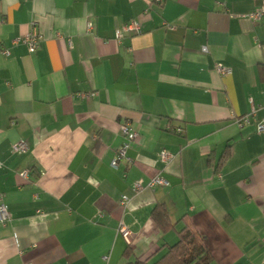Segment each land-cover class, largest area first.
<instances>
[{
    "label": "crops",
    "instance_id": "crops-1",
    "mask_svg": "<svg viewBox=\"0 0 264 264\" xmlns=\"http://www.w3.org/2000/svg\"><path fill=\"white\" fill-rule=\"evenodd\" d=\"M263 1L0 0V264H157L187 225L210 264H264Z\"/></svg>",
    "mask_w": 264,
    "mask_h": 264
},
{
    "label": "built area",
    "instance_id": "built-area-1",
    "mask_svg": "<svg viewBox=\"0 0 264 264\" xmlns=\"http://www.w3.org/2000/svg\"><path fill=\"white\" fill-rule=\"evenodd\" d=\"M250 19L255 22H263L264 21V1L262 2L261 6L256 9L253 13L250 14ZM92 29V24H89V30ZM142 32L140 24L136 22H131L121 29L117 31L116 37L117 39H122V37L125 34H140ZM42 40L41 35L38 34L36 29L32 32H30L24 39H22V42L28 47V50L31 54H34L37 52L40 42ZM206 50V49H205ZM5 55H9V51L4 52ZM217 70L220 74L222 75H230L231 70L228 68L223 67L222 65L217 66ZM236 124L239 127H243L245 125H248L251 123V116L250 115H245L238 117L235 120ZM257 130L259 133H264V119L260 121L257 124ZM121 132L124 137V142L120 150L118 151V154L116 158L111 163L112 168L116 169L118 168V164L121 160H128L127 158V151L130 148L131 144L136 140L137 134L134 133L130 127L126 124L121 126ZM28 150V144L26 142H20L12 146V151L14 153H25ZM162 160L165 163H170L173 160V156L168 153V152H163L161 155ZM24 178L28 177V172H23L21 174ZM169 183L168 181L163 178L162 176L158 175L155 176L153 179H151L149 183V188L154 189L156 187H165L168 186ZM143 189V186L141 183H137L135 185V192L139 193ZM128 199L126 197L123 198V204L126 205ZM12 219V214L11 211L9 210L8 205L6 204L3 195H0V223L5 225L8 224ZM118 232L126 241L129 243V237H130V230L128 227H126L123 223L120 224ZM107 260V258H105Z\"/></svg>",
    "mask_w": 264,
    "mask_h": 264
},
{
    "label": "trees",
    "instance_id": "trees-1",
    "mask_svg": "<svg viewBox=\"0 0 264 264\" xmlns=\"http://www.w3.org/2000/svg\"><path fill=\"white\" fill-rule=\"evenodd\" d=\"M165 215L164 208L156 209V219L158 221L164 219ZM211 261L212 256L198 232L192 226L187 225L179 233L177 244L171 247L169 252L157 264H210Z\"/></svg>",
    "mask_w": 264,
    "mask_h": 264
}]
</instances>
